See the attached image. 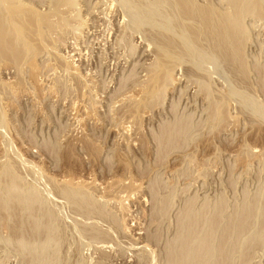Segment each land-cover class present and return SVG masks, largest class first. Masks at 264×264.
Returning a JSON list of instances; mask_svg holds the SVG:
<instances>
[{"label":"rangeland","instance_id":"374dc122","mask_svg":"<svg viewBox=\"0 0 264 264\" xmlns=\"http://www.w3.org/2000/svg\"><path fill=\"white\" fill-rule=\"evenodd\" d=\"M174 1L7 2L37 31L0 59V264H171L184 224L264 264V0H190L230 63Z\"/></svg>","mask_w":264,"mask_h":264},{"label":"bare ground","instance_id":"6f19581e","mask_svg":"<svg viewBox=\"0 0 264 264\" xmlns=\"http://www.w3.org/2000/svg\"><path fill=\"white\" fill-rule=\"evenodd\" d=\"M11 1V0H10ZM9 1V2H10ZM174 1V0H173ZM8 1H6V0H0V53H2L4 56H1V54H0V59L1 60H3L4 58L6 59L8 56H5L6 54H10V52H12V50L15 48V44H16V42L18 41V40H16V36H18L17 34L18 33H34L33 31H35L36 30V28H35V30H33L34 28H33V26H34V22H33V19L28 15V13L27 14H25L24 13V11H22V10H20L19 12H17V11H15L14 10V8H13V6L11 5V4H8L7 3ZM238 2H239V0H227V3L230 5V6H232V8H234L235 7V5H238ZM174 3H175V5H177V7L176 8H178L179 9V14H181L183 17H185V18H190V19H196V18H198L200 21L199 22H201L202 24L201 25H203V33H205V36L209 39V42L210 41H213V42H210V44H211V46H212V48L211 49H213V53H215L216 52V54H219L220 53V50L221 49H223V47L224 46H226V48H224V50H223V52H222V50H221V54L223 53L224 54V57H223V55H222V57H223V59H225V61H229L228 63H230V62H232L231 61V58L233 57V61H234V56H231L229 53H231L232 54V49L233 48H231L232 46H231V44H230V42H231V40L232 39H235V38H233L234 36H232V35H234V28L232 27V25H234L233 24V22H232V18L228 15H225V17L223 18V19H221V21H222V23H216V22H212V15H213V12H211V10H205V9H201V8H199V12H198V15H196V14H194V12L192 11V8H191V6L189 7L188 5H189V3H190V0H189V2H188V0H175L174 1ZM12 4H14V3H12ZM21 4V3H20ZM97 4V3H96ZM240 4V3H239ZM11 5V6H10ZM15 6V5H14ZM20 6H23V5H20ZM237 7V6H236ZM243 7V6H242ZM18 8H19V6H18ZM26 8V7H25ZM28 8V7H27ZM15 9H16V6H15ZM141 9V8H140ZM191 9V10H190ZM242 9V8H241ZM207 11V13L205 12V11ZM235 10V9H234ZM233 10V11H234ZM244 10V9H243ZM26 11V10H25ZM235 11H238V9H236ZM242 10H240L239 12H241ZM34 12V11H33ZM32 12V13H33ZM178 12V11H177ZM230 12V11H229ZM62 13V12H61ZM195 13H197V12H195ZM234 13V12H233ZM236 13V12H235ZM258 13V12H257ZM49 14V13H48ZM250 15V14H249ZM34 16V15H33ZM181 16V17H182ZM44 17V16H43ZM233 17V16H232ZM32 20H31V19ZM42 19V18H41ZM236 19V18H235ZM234 19V20H235ZM43 20V19H42ZM42 20H39V21H42ZM37 21H38V19H37ZM44 21V20H43ZM218 22V21H217ZM40 23V22H39ZM46 25H47V23H45ZM237 24V23H236ZM236 24L234 25L235 27H236ZM39 27V26H38ZM50 27V26H49ZM240 27V26H239ZM47 28V27H46ZM57 29V28H56ZM242 29V28H241ZM50 30V29H49ZM37 31V30H36ZM193 31V30H192ZM58 32V31H57ZM242 32V31H241ZM41 33V32H40ZM202 33V34H203ZM237 34V33H236ZM23 35V34H22ZM27 36V35H26ZM20 37V36H19ZM232 37V38H231ZM240 37V36H239ZM30 38V37H29ZM191 38V37H190ZM24 39V38H23ZM31 40V39H30ZM188 40V39H187ZM229 41V42H228ZM233 41H235V40H233ZM232 41V42H233ZM226 42H228L227 44H229V45H226L225 43ZM224 45V46H223ZM227 46H229L231 49H229V50H231L230 52H228V54L226 53V49H227ZM195 47V46H194ZM174 48V47H173ZM237 48V47H236ZM228 50V49H227ZM228 50V51H229ZM234 50V49H233ZM238 50H239V48H238ZM13 52H14V50H13ZM238 52V51H237ZM233 53H235V52H233ZM228 55H230V56H228ZM3 58V59H2ZM10 58V57H9ZM230 58V59H229ZM8 59V58H7ZM11 59V58H10ZM239 59V58H238ZM215 62V61H214ZM235 62H236V60H235ZM240 62V61H239ZM232 64V63H231ZM167 70V69H166ZM170 75V74H169ZM155 79V78H154ZM160 79V78H159ZM159 79H158V81H159ZM152 82H154V80L152 81ZM169 82V81H168ZM156 83V82H155ZM160 83V82H159ZM162 84V83H161ZM8 200V199H7ZM30 202V201H29ZM36 202V201H35ZM5 203V202H4ZM16 204V203H15ZM18 206V205H17ZM20 208V207H19ZM17 212V211H16ZM16 215L17 216H19V212L18 213H16ZM22 214L20 213V216L19 217H17V218H15V221H14V223H16V225L15 224H13V226L12 227H6V229H8L10 232H11V234L14 236V237H16V238H18V237H20L21 239H22V237L23 238H27L28 237V235H29V237L30 236H32L33 234H34V236L36 237V236H39V235H37V234H35V231L32 233V234H29V233H27V234H25L26 233V229L24 228V226H23V223H25V221L26 222H28V220L29 219H27V218H23L24 216H21ZM36 220V219H35ZM49 220V219H48ZM7 222V221H6ZM9 222V221H8ZM31 223H32V221H31ZM188 224V223H187ZM190 224V223H189ZM1 225V224H0ZM18 225V226H17ZM52 225V224H51ZM7 226V225H6ZM28 227H29V225H27ZM183 226V229H182V231L184 232L183 234H185V235H181V237H182V239H181V241L178 243V248H180V249H178V250H176L177 252H176V254L173 252V254H175V255H173L174 257L171 259L170 258V260H171V264H186V261L189 259H191L192 260V264H203L204 262H205V260L207 259V258H209V256L211 255V256H213L214 254H215V252H216V250L215 251H211V248H210V251L209 250H206V254H207V256H206V254L205 255H201V253H199V251H201V249H202V251H203V247L206 249V245H208L207 244V242L205 243V241L203 240V239H205V238H201L200 239V241L198 242V241H196L197 243H195V245L194 246H192L191 244H189V241H190V238H191V226L190 225H187V227H184L185 226V224L184 225H182ZM45 228V227H44ZM30 229V228H29ZM42 229V228H41ZM49 230V229H48ZM30 231H31V229H30ZM41 231V230H40ZM193 231V230H192ZM27 232H29V231H27ZM31 233V232H30ZM44 233V232H43ZM193 234V233H192ZM27 235V236H26ZM42 235V234H41ZM25 236V237H24ZM183 236H185V239H184V237ZM193 236V235H192ZM226 236V235H225ZM225 236H224V238H225ZM28 237V238H29ZM19 238V239H20ZM32 238H34V237H32ZM188 238H189V241H187L188 240ZM183 239H184V241H183ZM205 240H207V237H206V239ZM224 240V239H223ZM192 241V240H191ZM40 243V242H39ZM204 243L206 244V245H204ZM44 246V245H43ZM46 246V245H45ZM219 246V245H218ZM174 247V246H173ZM172 247V248H173ZM47 249V248H46ZM173 249H175V247L173 248ZM172 249V250H173ZM213 249V248H212ZM218 249H221V246H219L218 247ZM171 252V253H172ZM169 254H170V252H169ZM45 255V254H44ZM57 255V254H56ZM43 256V255H42ZM172 257V256H171ZM215 258H216V256H214ZM46 258V257H45ZM169 258V257H168ZM42 259H43V257H42ZM43 261V260H42ZM170 262V261H169ZM206 262H208L207 260H206ZM205 264V263H204ZM217 264H227V259H226V256H224V255H222V256H220V255H218L217 256Z\"/></svg>","mask_w":264,"mask_h":264}]
</instances>
